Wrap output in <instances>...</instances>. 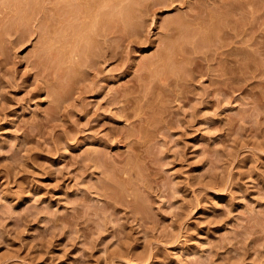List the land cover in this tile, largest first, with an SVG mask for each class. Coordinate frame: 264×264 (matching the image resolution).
I'll list each match as a JSON object with an SVG mask.
<instances>
[{
    "label": "rangeland",
    "instance_id": "374dc122",
    "mask_svg": "<svg viewBox=\"0 0 264 264\" xmlns=\"http://www.w3.org/2000/svg\"><path fill=\"white\" fill-rule=\"evenodd\" d=\"M1 1L0 264H264V0Z\"/></svg>",
    "mask_w": 264,
    "mask_h": 264
},
{
    "label": "bare ground",
    "instance_id": "6f19581e",
    "mask_svg": "<svg viewBox=\"0 0 264 264\" xmlns=\"http://www.w3.org/2000/svg\"><path fill=\"white\" fill-rule=\"evenodd\" d=\"M5 1L8 2L9 0H8V1H7V0H2L1 2H2V3H6ZM10 1L13 2V0H10ZM15 1H16V0H15ZM19 1H20V0H19ZM24 1H25V0L21 1V5H22V2H23V3H26V2H27V4H28V1H27V0H26L25 2H24ZM36 1H37V0H36ZM38 1H39V0H38ZM40 1H42V0H40ZM40 1H39V4H40ZM67 1H68V0H67ZM71 1H73V0H69V2H68L67 4H69V3L72 4V3L74 2V1H73V2L71 3ZM75 1H78V0H75ZM82 1H83V0H82ZM82 1H78L77 4L79 5V2H80V4H81ZM89 1H91V0H89ZM17 2H18V0L16 1V4H17ZM29 2H31V1H29ZM65 2H66V0H65ZM65 2H64V3H65ZM111 2H112V1H111ZM111 2H110V0H101L100 2H99V0H98L97 2H94V4H93V5H94L93 8H94L96 5H97L98 7L101 5V6H103V7L107 10V11H103V8H100L101 10H100V9L98 10V7H97V6H96L97 9L94 8V11H95V14H94V15H95V20H96V21H94V22H96V24H99V23H97V22H102L103 24H107V26H108V24L111 22V17H112V15H113L112 13L115 11V10H114L113 12H111V11H110L111 9L109 10V8H111V5L113 4V3H111ZM120 2H121V1H120ZM123 2H124V1H123ZM10 3H11V2H10ZM10 3H9V4H10ZM18 3H19V2H18ZM36 3H37V2H36ZM90 3H91V2H90ZM110 3H111V4H110ZM121 3H122V2H121ZM19 4H20V3H19ZM39 4H38V5H39ZM70 4H69V5H70ZM123 4H124V3H123ZM1 5H2V4H1ZM38 5H37V6H38ZM88 5H89V4H88ZM120 5H121V4H120ZM23 6H24V5H23ZM27 6H28V5H27ZM27 6H26V7H27ZM35 6H36V5H35ZM37 6H36V7H37ZM63 6H65V4H64ZM67 6H68V5H67ZM71 6H72V8L74 7L73 4H72ZM71 6H68V9H69V7L71 8ZM79 6H81V5H79ZM101 6H100V7H101ZM121 6H122V5H121ZM121 6H120V7H121ZM18 7H19V5H18ZM21 7H22V6H21ZM24 7H25V6H24ZM26 7H25V8H26ZM41 7H42V6H41ZM82 7H83V6H82ZM82 7H81V8H82ZM123 7H124V6H123ZM13 8H15V7L13 6ZM16 8H17V7H16ZM27 8H28V7H27ZM75 9H76V8H75ZM115 9H116V6H115ZM120 9H121V8H120ZM128 9L131 10L130 7H129ZM137 9H138V8H137ZM26 10H27V9H26ZM38 10H39V9H38ZM70 10H71V9H70ZM77 10H80V8H79V9L77 8ZM85 10H86V9H85ZM135 10H136V9H135ZM0 11H1V10H0ZM27 11H29V10H27ZM30 11H31V10H30ZM100 11H101V12H100ZM109 11H110V12H109ZM117 11H118V9H117ZM13 12H14V11H13ZM17 12H18V11H17ZM36 12H37V11H36ZM36 12H35V14H36ZM72 12H73V11H72ZM103 12H104V13H103ZM122 12H123V8H122ZM126 12H128V11L126 10ZM130 12H131V11H130ZM22 13H23V12H22ZM64 13H65V12H64ZM73 13H74V12H73ZM101 13H102V14H101ZM110 13H111V15H110ZM114 13H115V12H114ZM128 13H129V12H128ZM1 14H2V13H1ZM24 14H25V13H24ZM28 14H29V13H28ZM31 14H32V13H31ZM31 14H30V16H31ZM65 14H66V13H65ZM124 14H125V11H124ZM126 14H127V13H126ZM119 15H120V14H119ZM23 16H24V15H23ZM28 16H29V15H28ZM79 16H80V15H79ZM82 16H83V15H82ZM110 16H111V17H110ZM113 16H114V15H113ZM24 17H25V16H24ZM89 17H90V16H89ZM83 18H85V17L83 16ZM45 19H46V18H45ZM113 19H114V18H113ZM77 21H78V19H77ZM21 22H22V21H21ZM82 22H83V20H82ZM5 23H6V22H5ZM83 23H84V22H83ZM87 23H90V22H87ZM21 24H22V23H21ZM96 24H95V25H96ZM103 24H102V25H103ZM79 25H80V24H79ZM86 25H87V24H86ZM47 26H48V25H47ZM92 26H93V25H92ZM107 26H106V27H107ZM67 27H68V26H67ZM71 27H72V26H71ZM84 27H85V26H84ZM95 27H96V26H95ZM68 28H69V27H68ZM82 28H83V27H82ZM82 28H80V29H82ZM90 28H91V27H90ZM85 29L87 30V27H86ZM46 31H47V30H46ZM93 31H94V30H93ZM93 31H92V32H93ZM48 32H49V31H48ZM85 33H86V32H84V34H85ZM46 34H47V33H46ZM186 34H187V33H186ZM193 34H194V33H193ZM86 36H87V35H86ZM189 36H190V34H189ZM81 37H82V36H81ZM74 39H75V37H74ZM188 39H189V38H188ZM184 40H185V39H184ZM74 42H75V41H74ZM68 44H70V43H68ZM80 44H81V43H80ZM76 45H77V44H76ZM54 48H55V47H54ZM71 48H72V47H71ZM74 48H75V47H74ZM73 50H75V49H73ZM77 50H78V49H77ZM81 50H82V49H81ZM173 50H174V49H173ZM168 51H169V49H168ZM71 52H72V51H71ZM169 52H170V51H169ZM169 52H168V53H169ZM171 54H172V53H171ZM171 54L169 53V55H171ZM169 55H167L168 58H169ZM63 56H64V55H63ZM167 56H165V57L167 58ZM61 57H62V56H61ZM71 57H72V56H71ZM60 60H61V59H60ZM169 60H170V59H169ZM167 64H169V63H167ZM167 64H166V65H167ZM64 65H66V64H64ZM68 65H69V64H68ZM167 66H168V65H167ZM158 67H159V65H158ZM169 67H170V66H169ZM171 68H172V67H171ZM158 70H159V68H158ZM161 74H162V73H161ZM159 75H160V74H159Z\"/></svg>",
    "mask_w": 264,
    "mask_h": 264
}]
</instances>
